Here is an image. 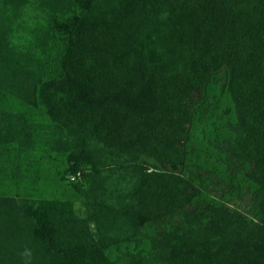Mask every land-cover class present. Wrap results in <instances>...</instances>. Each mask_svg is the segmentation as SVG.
<instances>
[{
    "label": "trees",
    "instance_id": "16d2710c",
    "mask_svg": "<svg viewBox=\"0 0 264 264\" xmlns=\"http://www.w3.org/2000/svg\"><path fill=\"white\" fill-rule=\"evenodd\" d=\"M30 1L63 37L60 73L43 80L7 44ZM213 86L234 121L206 123L227 132L221 141L205 142V127L198 139L219 167L224 157L247 165L255 222L174 170ZM1 89L44 108L60 133L48 155L72 150L61 179L84 192L87 213L63 202H0V264H264V0H0ZM17 122L28 139L30 126ZM127 241L135 251L100 259ZM85 253L96 257L76 260Z\"/></svg>",
    "mask_w": 264,
    "mask_h": 264
},
{
    "label": "rangeland",
    "instance_id": "374dc122",
    "mask_svg": "<svg viewBox=\"0 0 264 264\" xmlns=\"http://www.w3.org/2000/svg\"><path fill=\"white\" fill-rule=\"evenodd\" d=\"M20 12L19 21L23 25L19 32L13 31L10 34L7 40L9 48L13 47L14 51L23 53L24 68L28 72H34L33 80L37 77L43 80L57 76L60 73L59 61L63 52L61 40L63 37L58 30L50 29L47 11L39 2H27V6ZM65 17V14L61 15L56 22L61 23ZM143 39L147 46H150L153 58L158 57L159 45L151 31L146 32ZM216 78L220 81L218 83L220 86L225 77L221 73L217 74ZM216 89L217 86H213L211 89L213 91L207 95V100L211 103L208 110L196 115L185 160L179 166L174 167V170L197 186L201 195L219 199L231 209L247 215L255 222L259 215L251 198L254 186L252 183H247L244 174L242 175L248 170L247 165L234 163L235 161L224 157L223 163L226 162L227 165L219 167L216 165V155H213L210 146L205 144L208 140L212 143L219 142L227 135V132L221 128L210 130L206 127V123L210 122L220 127L226 120L234 121L231 105L219 100V93ZM0 92L2 94L0 115L3 118L7 117L0 121V202L9 201V199L24 200L30 203L63 202L69 204L67 205L69 210L85 216L87 207L84 192L73 191L68 184L67 177L61 179L68 165L66 156L72 150L56 154L54 157L48 155L49 147L56 143L60 133L54 127L44 108L35 99L21 101L9 96L4 89ZM19 119L30 126L28 139L19 135V132L23 131L22 126L17 122ZM203 127L207 131L205 142L199 140L197 135ZM16 133L19 141H15ZM81 148L86 147H76L74 150ZM144 158L151 168L160 169L162 167L152 157L144 156ZM89 185L90 181L84 177L81 180L82 191ZM176 220L177 218H173L169 222ZM167 223L165 225L170 226ZM90 227L94 228V224L90 223ZM133 251L135 247L132 241L120 242L104 252H99V256L106 263L117 257H125L128 252ZM95 257L89 253L81 256L78 254L76 260L85 262Z\"/></svg>",
    "mask_w": 264,
    "mask_h": 264
}]
</instances>
